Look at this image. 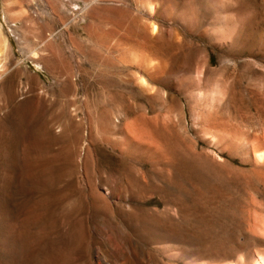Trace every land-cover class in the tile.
Masks as SVG:
<instances>
[{"label":"rangeland","instance_id":"rangeland-1","mask_svg":"<svg viewBox=\"0 0 264 264\" xmlns=\"http://www.w3.org/2000/svg\"><path fill=\"white\" fill-rule=\"evenodd\" d=\"M0 63V264L264 253V0H0Z\"/></svg>","mask_w":264,"mask_h":264},{"label":"bare ground","instance_id":"bare-ground-1","mask_svg":"<svg viewBox=\"0 0 264 264\" xmlns=\"http://www.w3.org/2000/svg\"><path fill=\"white\" fill-rule=\"evenodd\" d=\"M1 64V63H0ZM1 65H0V70H1ZM264 144V143H263ZM257 156H255V160L256 161H262L264 160V153H261V154H256ZM264 162V161H263ZM258 163V162H256ZM256 165V164H255ZM235 247V246H234ZM263 250V249H262ZM256 253V252H255ZM249 254V253H248ZM180 255V254H179ZM173 259V258H172ZM227 259V258H226ZM102 261V260H101ZM105 261V260H104ZM249 261L251 262V264H264V253L261 254V255H258V256H255V255H250L249 256ZM182 262V261H181ZM179 264V263H178ZM181 264V263H180ZM231 264V263H230ZM245 264V262H244Z\"/></svg>","mask_w":264,"mask_h":264}]
</instances>
